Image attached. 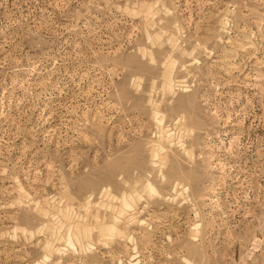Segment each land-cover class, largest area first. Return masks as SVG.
I'll use <instances>...</instances> for the list:
<instances>
[{
	"label": "rangeland",
	"instance_id": "1",
	"mask_svg": "<svg viewBox=\"0 0 264 264\" xmlns=\"http://www.w3.org/2000/svg\"><path fill=\"white\" fill-rule=\"evenodd\" d=\"M0 264H264V0H0Z\"/></svg>",
	"mask_w": 264,
	"mask_h": 264
}]
</instances>
